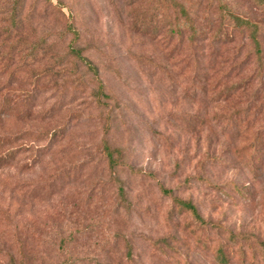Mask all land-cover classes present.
I'll use <instances>...</instances> for the list:
<instances>
[{"label": "rangeland", "instance_id": "obj_1", "mask_svg": "<svg viewBox=\"0 0 264 264\" xmlns=\"http://www.w3.org/2000/svg\"><path fill=\"white\" fill-rule=\"evenodd\" d=\"M13 1L0 0V264H264V5L22 0L12 24ZM174 2L193 40L168 36ZM235 16L257 24L259 53ZM68 24L105 97L68 54Z\"/></svg>", "mask_w": 264, "mask_h": 264}, {"label": "trees", "instance_id": "obj_2", "mask_svg": "<svg viewBox=\"0 0 264 264\" xmlns=\"http://www.w3.org/2000/svg\"><path fill=\"white\" fill-rule=\"evenodd\" d=\"M22 0H14L13 1V8L11 9V15L13 16L11 18V23H15V15L18 12V7L20 5ZM258 4L264 5V0H257ZM171 12L174 13V16H172V20H170V27L168 28V36L169 37H179L182 34V26L189 31L190 38L193 40L197 33V28L194 26L193 18L191 17L189 11L187 8L180 2H174L173 4L169 5ZM170 18V17H169ZM235 22L240 29H248L249 30V37L255 47V50L257 53L260 52V42L258 39L259 34V28L256 23L252 22L249 19L240 18L238 16H235ZM68 30L72 32L73 39L70 41L68 45V54L71 55L75 60H79L86 68L87 71H89L92 76L95 78L97 83V94L98 99L101 97H105L106 94H104V84L102 80L99 77V70L92 63V61L83 55V50L81 48H78L74 46V43L77 41L78 38V31L73 27V24H68L67 26ZM102 151L107 159L108 165L112 170H115V167L119 161V158L121 157V150L119 148H113L111 147L106 140L102 142ZM118 182V193L121 196V198H124V190L122 186V181L119 180V178H116ZM164 193H169V190L162 189ZM173 202L177 207L180 209L188 211L191 216L201 225H206L210 223L209 221L205 220L201 215L199 214L196 206L190 201L186 199H180L177 197H173ZM218 252L221 256V259L224 258L223 251L219 248Z\"/></svg>", "mask_w": 264, "mask_h": 264}]
</instances>
